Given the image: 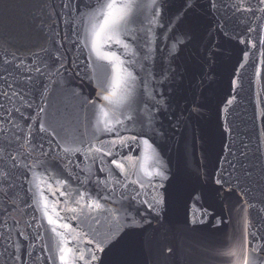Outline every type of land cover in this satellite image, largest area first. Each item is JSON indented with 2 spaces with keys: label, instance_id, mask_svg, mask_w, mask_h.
I'll use <instances>...</instances> for the list:
<instances>
[{
  "label": "water",
  "instance_id": "95a60500",
  "mask_svg": "<svg viewBox=\"0 0 264 264\" xmlns=\"http://www.w3.org/2000/svg\"><path fill=\"white\" fill-rule=\"evenodd\" d=\"M50 3L67 63L40 99L72 68L62 16ZM97 24L96 17L82 33L78 51L97 89L83 133L117 151L122 177L136 191L193 214L197 247L210 259L264 264V3L131 0L126 19L94 43ZM60 90L80 94L65 84ZM71 128L72 147L91 153L82 129ZM38 180L61 264L62 256L67 264H129L117 250L126 244L136 262L153 260L111 204L76 196L59 167H46Z\"/></svg>",
  "mask_w": 264,
  "mask_h": 264
},
{
  "label": "flooded vegetation",
  "instance_id": "af4514ba",
  "mask_svg": "<svg viewBox=\"0 0 264 264\" xmlns=\"http://www.w3.org/2000/svg\"><path fill=\"white\" fill-rule=\"evenodd\" d=\"M73 56L72 68L63 69L73 78L70 86L80 93L76 97L50 94L51 83L40 99L46 83L39 95L23 98L7 93L6 87L13 85L0 78V264H61L38 180L46 167L53 166L65 172L76 196L111 204L121 215L125 231L155 260L138 258L136 262L129 244L120 245L117 250L127 263L227 264L215 262L197 247L193 214L180 211L181 206L168 208L136 191L122 177L117 151L113 153L110 144L102 147L99 134L93 142L83 133L84 108L97 89L92 69L80 63L78 52L75 62ZM66 63L65 54L61 66ZM74 112L76 121L70 119ZM92 121L88 118L89 126ZM71 127L82 129L78 134L82 133L91 153L72 147L65 136Z\"/></svg>",
  "mask_w": 264,
  "mask_h": 264
},
{
  "label": "rangeland",
  "instance_id": "374dc122",
  "mask_svg": "<svg viewBox=\"0 0 264 264\" xmlns=\"http://www.w3.org/2000/svg\"><path fill=\"white\" fill-rule=\"evenodd\" d=\"M100 0H56V5L62 16L64 38L68 50L77 60L76 53L83 46L86 30L96 19V9ZM50 39L47 45L33 53L16 54L0 49V78L8 85L7 93L24 97L39 95L43 86L48 83L53 72L65 62V53L60 40L57 23L50 29ZM81 63L80 56L78 57ZM73 78L67 69H62L52 82L50 94L61 93L62 84L70 86ZM22 116H27L26 110ZM72 140V134H65ZM72 145V143H70Z\"/></svg>",
  "mask_w": 264,
  "mask_h": 264
},
{
  "label": "trees",
  "instance_id": "16d2710c",
  "mask_svg": "<svg viewBox=\"0 0 264 264\" xmlns=\"http://www.w3.org/2000/svg\"><path fill=\"white\" fill-rule=\"evenodd\" d=\"M57 23L50 0H0V49L29 54L43 49ZM262 90L264 93V42Z\"/></svg>",
  "mask_w": 264,
  "mask_h": 264
},
{
  "label": "snow or ice",
  "instance_id": "6c2138e0",
  "mask_svg": "<svg viewBox=\"0 0 264 264\" xmlns=\"http://www.w3.org/2000/svg\"><path fill=\"white\" fill-rule=\"evenodd\" d=\"M261 2L264 3V0H261ZM130 5L131 0H119V2L118 0H100L96 9V17L98 20V24L94 26V43L95 40L100 37L101 33L111 30L120 21L126 19V17L129 15ZM117 8L122 9L119 15L114 14V10ZM108 39H111V37L109 36ZM104 99L107 100L108 97L105 96ZM117 166L121 168L123 167L122 165ZM61 260L63 264H67V260L64 256L61 257Z\"/></svg>",
  "mask_w": 264,
  "mask_h": 264
}]
</instances>
